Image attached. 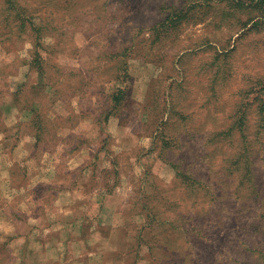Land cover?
Segmentation results:
<instances>
[{"label": "rangeland", "instance_id": "obj_1", "mask_svg": "<svg viewBox=\"0 0 264 264\" xmlns=\"http://www.w3.org/2000/svg\"><path fill=\"white\" fill-rule=\"evenodd\" d=\"M239 1L0 0V264H264Z\"/></svg>", "mask_w": 264, "mask_h": 264}, {"label": "trees", "instance_id": "obj_2", "mask_svg": "<svg viewBox=\"0 0 264 264\" xmlns=\"http://www.w3.org/2000/svg\"><path fill=\"white\" fill-rule=\"evenodd\" d=\"M5 1V5L7 7V10H14V6H15V0H4ZM238 7H252V8H256L258 10H264V0H240L237 3ZM121 97L120 95H116L113 100L114 103H119Z\"/></svg>", "mask_w": 264, "mask_h": 264}]
</instances>
